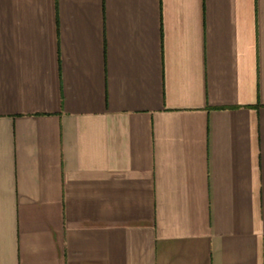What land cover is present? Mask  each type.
I'll list each match as a JSON object with an SVG mask.
<instances>
[{
  "label": "crops",
  "instance_id": "crops-1",
  "mask_svg": "<svg viewBox=\"0 0 264 264\" xmlns=\"http://www.w3.org/2000/svg\"><path fill=\"white\" fill-rule=\"evenodd\" d=\"M0 264H264V0H0Z\"/></svg>",
  "mask_w": 264,
  "mask_h": 264
}]
</instances>
